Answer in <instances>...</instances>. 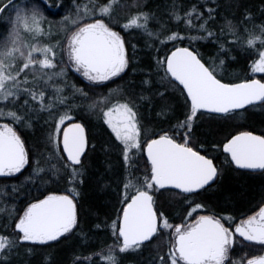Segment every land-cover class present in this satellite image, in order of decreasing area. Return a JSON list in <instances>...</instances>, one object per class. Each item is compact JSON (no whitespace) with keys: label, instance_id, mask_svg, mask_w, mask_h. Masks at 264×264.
I'll return each instance as SVG.
<instances>
[{"label":"snow or ice","instance_id":"snow-or-ice-1","mask_svg":"<svg viewBox=\"0 0 264 264\" xmlns=\"http://www.w3.org/2000/svg\"><path fill=\"white\" fill-rule=\"evenodd\" d=\"M88 2L92 4L91 8L87 7V4L83 8L78 4L73 17L65 15L62 18V22L72 25L64 48L67 57L65 66V61L57 59V53L50 45H31L29 51L23 50L28 45L21 43L22 31L34 34V38L45 34L42 23L44 17L35 6L44 4L47 7L45 0H29L23 7L16 6L17 0H8L6 4L0 0V13L6 12L8 8L12 9L9 20L10 35L3 39V34H0V103L15 106L19 101L27 106L31 100L36 102L40 111H46L50 117L56 118L49 137L56 163L51 164L49 171L52 175H57L62 168L68 183L72 185L70 194H52L31 203L23 215L16 219L15 235L10 236L0 231V255L7 256L15 251L19 244H47L56 241L77 226L75 199L79 193L76 185L82 183L81 158L85 155L89 143L84 126L78 122L69 123L74 119L70 114L72 105L69 97L63 95L64 86L57 84L56 80L63 79L68 71H72L82 76L89 84L99 86L119 77L129 65L123 37L113 30L110 20L106 22V18L112 16L114 5H118L119 0H104L103 4L96 3V0ZM28 8L32 11L28 12ZM48 11L51 15L60 14L59 11L52 12L50 8ZM212 11L208 10L209 17ZM193 16L199 20L203 13L193 8L181 16L175 10V5L173 6L172 19L183 21L188 28L206 32L207 37L214 35L206 28L207 20L197 26L193 22ZM149 19L147 13H139L130 17L121 27L125 31L132 28L141 29L150 38H155L156 33L148 30ZM245 19L249 17L246 16ZM205 38L185 37L178 32H172L159 42L166 44L177 40L194 41ZM245 44L257 56L252 62L251 71L264 73V26H260L258 32L255 29L250 31ZM223 47L221 45V50ZM17 59L23 60L19 67L14 64ZM159 63L165 75L183 87L191 103L189 115L178 123L171 135L163 132L157 138L144 140L142 144V127L133 102L117 101L109 104V97L105 96L87 105L90 110L100 108L102 122L119 142L122 160L129 169L128 178L123 184L124 207L121 209L119 224L113 221L112 234L115 240L104 255L105 264H119L117 252L122 254L139 250L145 242H152L154 238L162 239L164 230H171L168 233L170 241L167 252L157 258L160 264H244L243 259H233L230 256L235 248V238L238 236L244 241L264 246V207L256 214L236 223L234 228L230 224L226 226L225 223L230 221L231 217L216 218L207 215L194 218L188 224L174 225L155 207L154 193L161 189L173 188L192 194L215 180L218 169L213 159L189 146L193 120L200 110L230 114L233 110L264 103V82L250 79L239 83H225L218 78L219 65L206 66L198 53L189 47H176ZM223 63L221 60L220 65ZM58 64L61 65L59 70L51 71L56 69ZM29 68L37 69L36 79L43 82V85L35 90L22 87L30 83L26 77L19 79L21 73ZM10 69H14L15 74ZM49 81L52 82L51 85ZM45 86L51 88L52 92L47 93ZM70 87L74 96L88 99L89 93L84 88L75 84ZM101 105L104 106L100 107ZM58 106H65L62 114L56 112ZM28 110L26 107L24 113ZM25 114L16 110L5 111L0 107V120H8L7 123L0 124V177L15 176L29 164V151L13 127L16 123H29ZM177 135L181 136L182 142H178ZM223 151L230 155L231 162L240 169L264 170V136L250 132L240 133L223 145ZM141 152L146 154L150 165V169L142 178L134 176L131 171L133 168L139 171L136 155ZM45 171V168L39 166L33 170L37 177ZM27 179L31 181L32 176ZM4 192L3 186H0V195ZM202 208L203 205L195 204L188 216L191 217ZM246 264H264V255L247 259Z\"/></svg>","mask_w":264,"mask_h":264},{"label":"trees","instance_id":"trees-1","mask_svg":"<svg viewBox=\"0 0 264 264\" xmlns=\"http://www.w3.org/2000/svg\"><path fill=\"white\" fill-rule=\"evenodd\" d=\"M7 2L8 0H3V3ZM45 2L47 7L44 4L35 5L44 17L42 23L45 34L34 38V34L22 31L20 39L29 49L31 45L52 46L57 53V59H63L66 66L65 39L71 32L72 25L62 22V18L65 15L73 17L78 4L82 8L85 4L91 8L92 4L88 0H45ZM27 3L29 0H17L16 6L23 7ZM96 3L103 4L104 0H96ZM174 5L181 16L193 8L203 13L199 20L193 16V22L198 26L207 20L206 28L214 35L207 37L206 32L188 28L183 21L180 22L183 25L178 26V22L171 18ZM49 8L52 12L59 11L60 14L51 15ZM114 8L112 16L106 18V22L110 20V26L118 30L125 40L129 57L126 71L116 79L99 86L85 83L71 71H68L63 79L56 80L57 84L64 86L63 95L69 97L73 120L80 121L85 126L89 143L82 158L83 167L80 177L82 183L76 185L79 193L75 199L77 226L67 235L44 245L19 244L17 249L7 256L0 255V264H105L104 255L115 240L112 224L113 221L119 224L118 216L123 206L119 195L128 178L129 169L122 160L121 146L102 122L100 108L90 110L87 106L89 103L99 101L105 96L109 97V104L117 101L133 102L138 110L142 138L144 137L143 144L144 140L163 132L173 133L176 124L188 116L190 104L183 89L165 75L159 63L176 47L194 49L206 66L219 65L218 78L224 82L235 83L249 77L248 65L256 54L246 47L245 41L250 31L255 29L258 32L259 27L264 26V0H162L159 3L155 0H119V4L114 5ZM209 9L213 10L211 17L208 13ZM26 10L32 11L31 8ZM11 13V8L0 13V34L11 29L9 23ZM139 13L149 15L148 30L156 33L155 38H150L146 37L145 32L144 42L150 45L142 49L133 47L131 38V34L138 29L125 31L121 27L130 17ZM246 16L249 19H245ZM172 32H178L185 37L206 38L194 41L177 40L166 44L159 42ZM135 42L138 40L135 39ZM221 45L224 46L223 50ZM221 60L224 61L222 65H220ZM14 64L18 67L20 62L16 60ZM60 67L61 65L58 64L57 68L51 71H58ZM36 73L35 68L22 72L19 79L26 77L30 82L22 87H31L34 90L41 87L43 82L37 81ZM145 81L147 83H144ZM48 83L51 85L52 82ZM72 84L84 88L89 93L88 99L74 96L70 87ZM45 90L47 93L52 92L47 86ZM0 107L5 111L16 110L21 114H25L26 107L29 109L25 114L29 123L13 125L29 151V164L15 176L0 178V186L5 189L4 194L0 195V209H2L0 231L13 236L16 219L30 203L49 193H69L72 185L68 183L62 168L57 175H52L49 171L51 164L56 163L53 158V144L49 139L56 118L50 117L46 111H40L36 102L31 100L27 106L17 101L15 106L0 103ZM64 107L58 106L56 112L62 114ZM238 114H242L240 124L236 123L237 117L240 116ZM226 116L230 117L227 120L229 124L204 121L202 124L197 119L191 133L198 143L202 142L205 145V151L200 150V152L213 156L222 170L218 182L204 192L190 197L182 193L179 195L170 189L155 191V207L161 210L170 223L184 221L183 217L194 200L203 205L205 210L201 213L213 212L216 215L231 213L236 219L249 215L264 203V171L258 174L239 171L232 167L227 156L220 150L221 144L234 132L249 130L264 135V103L252 106L242 113L231 112L219 117ZM7 122V119L0 120V124ZM233 123L239 128L227 133V126ZM210 146H214V149ZM136 160L139 162L137 165L139 171L135 168L131 171L134 176L142 178L150 169V165L143 152L137 154ZM37 166L46 170L39 177L33 172ZM29 176H32L31 181L27 179ZM12 189L17 191H11ZM175 194L177 197L173 196ZM191 217L188 219L191 220ZM169 232L170 230L165 231L162 239L154 238L152 242H145L139 250L122 254L117 252L119 264H160L157 258L168 250ZM262 249L264 246L248 244L237 238L230 256L233 259H243L245 262L247 258L261 253ZM88 257L91 259H87Z\"/></svg>","mask_w":264,"mask_h":264},{"label":"rangeland","instance_id":"rangeland-1","mask_svg":"<svg viewBox=\"0 0 264 264\" xmlns=\"http://www.w3.org/2000/svg\"><path fill=\"white\" fill-rule=\"evenodd\" d=\"M160 1H162V0H155V2H157V3H159ZM115 9V8H114ZM184 23V22H183ZM185 24V23H184ZM177 25L178 26H180V25H183V24H181L180 22H178L177 23ZM10 32H11V29H9L8 31H6V32H2L1 34H3V39H7L8 37H9V35H10ZM71 33V32H70ZM70 33L67 35V37L70 35ZM145 31L144 30H141V29H138V31H135V32H133L132 34H131V38L133 39V44H134V46H135V48H140V49H142V48H144V47H146V45H150L148 42H144V37H145ZM66 37V38H67ZM146 37H149L148 35H146ZM135 39H137L138 40V42H135L134 43V40ZM66 40V39H65ZM140 40V41H139ZM21 43L22 44H25V43H23L22 41H21ZM65 46H66V42H65ZM25 52H27V51H29L30 49L27 47V48H24L23 49ZM257 58V56H255L250 62H249V65H248V72H249V74H248V76L249 77H251V78H259L260 80H262V81H264V73H254V72H252L251 71V65H252V62L255 60ZM19 62H20V64H19V66H21L22 65V63H23V60L22 59H17ZM66 65H67V57H66ZM18 66V67H19ZM12 72H13V74H15V71H13V70H11ZM72 72V71H71ZM78 77V76H77ZM91 85V84H90ZM169 93V92H168ZM168 95H170V94H168ZM190 108H191V106H190ZM190 108H189V113H190ZM243 111H241V113H242ZM189 113H188V115H189ZM236 113V112H235ZM234 114V113H233ZM238 115H240V114H238ZM219 116H221V115H217V114H214V115H210V114H206V113H200V112H197V114H196V118L193 120V124L195 125V123H196V121H197V119H199L200 121H199V123L200 122H202V121H204V122H207V123H211V122H213V123H215V122H219V123H227V124H229V122H227V120H229L230 119V117L229 116H226V117H219ZM241 116H242V114L240 115V116H238L237 117V121H236V123L237 124H240L242 121H241ZM204 122H202V124H204ZM141 123H143V118L141 117ZM198 123V122H197ZM193 124H192V126H193ZM234 124V123H233ZM229 125V126H227L228 127V129L226 130L227 131V133L228 132H230V131H232V130H235V129H238L239 128V126H235L236 124H234V125ZM157 125H159L158 123H157ZM178 124H176V126H177ZM106 127H107V125H106ZM107 129H108V127H107ZM109 130V129H108ZM110 131V130H109ZM241 131H243V130H241ZM235 133V132H234ZM112 134V133H111ZM233 134V133H232ZM113 135V134H112ZM113 137H114V135H113ZM192 137V136H191ZM195 137V136H194ZM144 138V137H143ZM142 138V139H143ZM114 139H115V137H114ZM118 142V141H117ZM142 142V141H141ZM119 143V142H118ZM189 144L190 145H192V147L193 148H195V149H199V151L200 150H203V151H205V145H203V146H200V145H198L197 144V142H196V139L195 138H191V140H190V142H189ZM122 152V151H121ZM136 157H137V155H136ZM221 173H222V170H220V173H219V175H221ZM125 192V189L123 188V190L121 191V193H120V195H119V198H121V200H120V203L122 202V194ZM176 193L177 194H179L180 195V192H177L176 191ZM174 197H177L176 196V194L175 195H173ZM123 203V202H122ZM195 204H200L198 201H196V200H194V202H193V204L192 205H190L189 207H188V209H187V211H186V213H185V215H184V217H183V220L184 221H186V220H189L188 218H189V216H188V212L189 211H191V208H192V206H194ZM123 205V206H122ZM121 206V209L124 207V204H122ZM202 210H205L204 209V207L201 209V210H198V211H196V212H194L193 214H192V217H191V219H194V218H196V216H198L199 214H202L201 213V211ZM159 212H161V210L159 211ZM120 215H121V212L119 213V216H118V218H120ZM251 215H254L253 213L251 214ZM250 216V215H249ZM249 216H247V217H249ZM187 218V219H186ZM184 221H181V222H179V223H181V224H185V222ZM179 223H176V224H174V225H177V224H179ZM165 231H169V230H164V232ZM171 231V230H170ZM163 232V233H164ZM262 251H264V249H262ZM263 253V252H262Z\"/></svg>","mask_w":264,"mask_h":264},{"label":"flooded vegetation","instance_id":"flooded-vegetation-1","mask_svg":"<svg viewBox=\"0 0 264 264\" xmlns=\"http://www.w3.org/2000/svg\"><path fill=\"white\" fill-rule=\"evenodd\" d=\"M250 79H259V78H251V77H248L247 79H244V80H250ZM244 80H241V81H239V82H242V81H244ZM260 80V79H259ZM262 81V80H261ZM224 82V81H223ZM262 82H264V81H262ZM225 83H228V82H225ZM235 83H237V82H235ZM187 100H188V98H187ZM188 102H189V100H188ZM189 104H190V102H189ZM259 104H261V103H259ZM256 105H258V104H256ZM191 106V105H190ZM253 106H255V105H253ZM252 106H246L245 108H243V109H238V110H233L232 112H240V111H244V110H247V109H249V108H251ZM198 112H201V113H206V112H202V111H198ZM206 114H209V113H206ZM210 115H214V114H210ZM218 115H225V114H218ZM249 131V130H248ZM239 132V131H238ZM236 133V132H235ZM170 135L172 134V133H169ZM234 134V133H233ZM192 135V134H191ZM232 135V134H231ZM230 135V136H231ZM158 135H156V136H154V137H152V138H156ZM229 136V137H230ZM228 137V138H229ZM227 138V139H228ZM176 139L178 140V142H182V138H181V136L180 135H177L176 136ZM226 139V140H227ZM196 142H197V144L198 145H200V144H203L202 142L201 143H198V141L196 140ZM204 145V144H203ZM222 145V144H221ZM189 146H191L192 147V145H190L189 144ZM211 148H213L214 149V146H210ZM194 150H196V151H199V149H195V148H193ZM220 150H221V147H220ZM200 152V151H199ZM222 152V151H221ZM202 153V152H201ZM210 153H212V154H216V153H214V152H212V151H210ZM223 153V152H222ZM204 154V153H203ZM223 154H225V153H223ZM226 156H227V159H228V161L230 162V160H229V158H228V155L227 154H225ZM205 156H207V157H209V158H212L213 159V163L216 165V167H217V169H218V175H217V177L215 178V180L214 181H212L209 185H207V186H205V188L204 189H201V190H199L198 192H196V193H192V194H186V193H182V192H180V193H182L183 195H185V196H195V194H198V193H200V192H204L205 190H207V189H209V188H211V187H213L217 182H218V180H219V178H220V176L221 175H219V173H220V168L218 167V164H217V162L215 161V159H214V157L213 156H211V155H205ZM221 160H223V158H221ZM230 164L232 165V163L230 162ZM232 167H234L233 165H232ZM235 168V167H234ZM235 169H237V168H235ZM237 170H239V169H237ZM240 171V170H239ZM241 171H244V172H248V173H250V174H258V173H261V172H263L264 170H262V171H257V172H250V171H246V170H241ZM179 192V191H178ZM263 203H261L260 205H259V207L262 205ZM258 207V208H259ZM257 208V209H258ZM256 209V210H257ZM256 210H254L252 213L254 214L255 213V211ZM252 213H250L249 215L250 216H252L251 214ZM202 214H210V215H213V216H216V217H231V220L230 221H227V222H225V221H222V222H225L226 223V226H229V224L231 225V227L233 228L234 226H235V224L236 223H238V222H240V221H242V220H244V219H246V218H248L247 216H249V215H247V216H245V217H242V218H240V219H236V217L235 218H233L232 216V214L231 213H223V214H221V215H216L215 213H213V212H209V213H202ZM201 214H199L198 216H196V218L197 217H199ZM193 221V219H189V220H187L186 222H185V224L186 223H190V222H192ZM184 224V223H183ZM235 239H237V237L235 238ZM262 252H264V251H262ZM261 252V253H262ZM261 253H259V254H261Z\"/></svg>","mask_w":264,"mask_h":264},{"label":"water","instance_id":"water-1","mask_svg":"<svg viewBox=\"0 0 264 264\" xmlns=\"http://www.w3.org/2000/svg\"><path fill=\"white\" fill-rule=\"evenodd\" d=\"M113 30H115V31H117V32H119L118 30H116V29H114L113 28ZM120 33V32H119ZM120 35L122 36V34L120 33ZM123 37V36H122ZM124 39V38H123ZM125 41V40H124ZM125 47H126V43H125ZM126 49H127V47H126ZM171 54V53H170ZM169 54V55H170ZM168 55V56H169ZM126 71V70H125ZM76 76H78L82 81H84L85 83H87V84H89V82L88 81H86L82 76H80L79 74H77V73H75V72H73ZM123 74V73H122ZM121 74V75H122ZM120 75V76H121ZM117 78V77H116ZM116 78H114V79H116ZM113 79V80H114ZM112 81V80H111ZM174 81V80H173ZM108 82H110V81H108ZM107 82V83H108ZM176 82V81H175ZM177 84H178V82H176ZM237 83H239V82H237ZM90 85V84H89ZM101 85H103V84H101ZM181 86V85H180ZM181 88L183 89V87L181 86ZM184 91V90H183ZM184 93H185V95H186V92L184 91ZM189 100V99H188ZM189 102H190V100H189ZM190 105H191V103H190ZM238 110V109H237ZM200 111H202V112H206V113H209V114H219V113H210V112H208L207 110H200ZM74 122H78V123H81L80 121H75V120H72V121H69V123H74ZM82 125H83V123H81ZM84 126V125H83ZM84 128H85V126H84ZM85 132H86V128H85ZM243 132H250V133H252V134H254V135H257V136H264V135H262V134H260V133H256V132H252V131H248V130H243V131H239V132H236V133H234V134H232L227 140H225L223 143H222V145H221V151L223 152V153H225L224 151H223V145L228 141V140H230L233 136H235V135H238V134H240V133H243ZM86 135H87V133H86ZM157 138V137H156ZM201 153V152H200ZM145 154V153H144ZM202 155H205V154H203V153H201ZM225 154H227V153H225ZM228 155V158H229V160H230V162H231V158H230V155L229 154H227ZM145 157H146V159H147V156H146V154H145ZM207 157V156H206ZM83 158V157H82ZM81 158V159H82ZM232 163V162H231ZM232 165L235 167V168H237V169H239V170H246V171H250V172H257V171H262V170H249V169H240V168H238V167H236L235 166V164L234 163H232ZM0 178H3V177H0ZM211 183V182H210ZM165 189H170V190H174V191H179L180 192V190H176V189H173V188H165ZM162 190V189H161ZM52 194H55V195H66V194H69V193H66V192H61V193H49V194H47L46 196H44L43 198H41V199H39V200H42V199H44L45 197H47L48 195H52ZM38 201V200H37ZM36 202V201H35ZM32 203H34V202H32ZM31 204V203H30ZM29 204V205H30ZM28 205V206H29ZM27 206V207H28ZM26 207V208H27ZM261 207H264V203L255 211V213L254 214H256L257 212H258V210L261 208ZM26 208H25V210H26ZM24 210V211H25ZM23 211V212H24ZM77 213V212H76ZM23 215V213L20 215V216H22ZM204 215H207V216H213V215H210V214H201L200 216H204ZM213 217H216V216H213ZM198 218V217H197ZM216 218H218V217H216ZM16 222V221H15ZM191 223V222H190ZM239 223V222H238ZM15 224V223H14ZM181 223H179V224H177V225H180ZM186 224H188V223H186ZM235 227V226H234ZM233 227V228H234ZM67 235V234H66ZM65 236V235H64ZM61 237H63V236H61ZM60 237V238H61ZM59 238V239H60ZM237 238H240V237H238L237 236ZM242 241H244L243 240V238H240ZM51 242H53V241H51ZM245 243H248V244H254V243H251V242H247V241H244ZM48 243H50V242H48ZM24 244H30V243H24ZM31 245H44V244H31ZM257 245V244H256ZM258 255H264V252L263 253H261V254H258ZM258 255H254V256H251V257H249V258H247V259H250V258H253V257H255V256H258ZM247 259L245 260V262H244V264H246V262H247Z\"/></svg>","mask_w":264,"mask_h":264},{"label":"bare ground","instance_id":"bare-ground-1","mask_svg":"<svg viewBox=\"0 0 264 264\" xmlns=\"http://www.w3.org/2000/svg\"><path fill=\"white\" fill-rule=\"evenodd\" d=\"M6 4V3H5ZM73 73V72H72Z\"/></svg>","mask_w":264,"mask_h":264}]
</instances>
